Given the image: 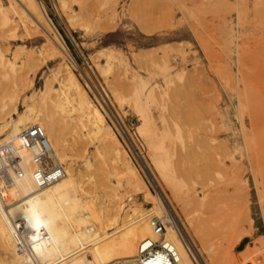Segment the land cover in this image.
I'll return each mask as SVG.
<instances>
[{
  "label": "rangeland",
  "instance_id": "rangeland-1",
  "mask_svg": "<svg viewBox=\"0 0 264 264\" xmlns=\"http://www.w3.org/2000/svg\"><path fill=\"white\" fill-rule=\"evenodd\" d=\"M37 1L51 27L24 31L14 16L13 35L0 31V49L8 57L17 49L13 67L33 79L15 90L0 84L5 117L17 116L15 105L39 107L43 81L58 86L61 66H68L146 184L143 194L124 189L121 176L109 174L110 162L100 163L102 145L91 127L69 119L68 153L85 168L88 194L107 203L118 193L127 216L132 206L147 211L161 198L201 250L183 205L157 171L153 157L159 155L167 172L184 180L182 192L198 195L188 209L204 233L218 236L219 216L227 222L232 216L248 232L234 247L237 264H264V0ZM27 54L35 56L34 66L23 63Z\"/></svg>",
  "mask_w": 264,
  "mask_h": 264
},
{
  "label": "bare ground",
  "instance_id": "bare-ground-1",
  "mask_svg": "<svg viewBox=\"0 0 264 264\" xmlns=\"http://www.w3.org/2000/svg\"><path fill=\"white\" fill-rule=\"evenodd\" d=\"M41 8L37 0H7L6 2L0 0V31L2 33L11 31L10 34L12 30L14 32L17 27L14 16L20 21L22 28H25L24 31L29 27L30 30L31 27L36 28L38 24L44 28L51 27ZM114 11V8L109 10L108 18L112 17ZM12 50L10 55L15 57L18 50ZM4 52L0 49V84L7 83L5 85L8 86L9 83V86L13 85V87L32 86L33 79L28 70L14 68L12 57H8ZM24 61L34 66L35 56L27 54L23 63ZM61 71L63 74L58 86H53L49 80L43 81L38 94L39 107L27 103L28 107L19 110L15 105L12 110L17 116L14 117L11 114L7 118L3 113L4 107L0 106V166L6 170L5 182L0 191L3 199V202L0 201V264H135L139 242L154 235L151 226V218L154 215L165 216L168 220L167 236L179 249L181 255L179 264H192L170 221L169 210L166 207V204L171 206L170 203L157 197L156 201L147 206L149 207L147 211L132 206L131 209L128 208L132 213L127 216V210L124 209L126 212L124 214L121 204L123 198L118 193L115 192L112 198L104 203L100 195H89L82 186L85 181L82 178L85 168L68 153V150L72 149L65 133V126L69 119L70 121L77 119L80 121L79 125L91 127L93 134L97 135L99 144L102 145V149L99 148V144L97 147L98 153H103L104 156L103 159H99L100 163L105 165L110 162L112 168L109 174L121 176L124 189L132 190L135 194H143L146 190L145 182L138 176L133 164L125 157L119 139L108 129L104 114L98 105L91 100L75 73L68 66H61ZM32 95L31 93L30 96ZM3 97L1 96V101ZM3 103L1 105H4ZM34 124H40L47 135L53 150L52 163H60L65 171L59 179L41 187H36L33 183L32 153L23 139V131ZM143 130V127L140 128L141 132ZM173 135L180 137L178 128ZM84 159V162H87L89 158L84 157ZM234 159L235 157L229 162L230 165L226 164L231 166V162H235ZM153 160L160 177L183 205L186 219L200 241L201 250H198L193 242L199 255L206 261L203 255L205 254L214 264H237L234 247L248 235L242 223L232 220L230 215L231 221H224V218L228 216L220 215L219 219L222 223L218 228L221 233L216 237L207 236L204 233L203 223L198 221L188 209L189 198L198 195L187 190L182 192L185 186L184 180L175 178V176L178 177L177 174L174 176L167 172L163 158L155 154ZM221 164L229 168L228 165L225 166L224 160ZM130 192L127 194L130 195ZM130 197L132 196H129V199ZM122 212H124L123 215H121ZM177 216L180 219L178 214ZM19 219H22L21 232H25V243L16 236L15 224ZM181 223L183 225L182 221ZM184 229L186 230L185 227ZM241 257V259L238 258L239 262L245 258ZM248 262L253 264L251 261Z\"/></svg>",
  "mask_w": 264,
  "mask_h": 264
},
{
  "label": "built area",
  "instance_id": "built-area-1",
  "mask_svg": "<svg viewBox=\"0 0 264 264\" xmlns=\"http://www.w3.org/2000/svg\"><path fill=\"white\" fill-rule=\"evenodd\" d=\"M23 139L32 153L33 171L32 180L36 187L47 185L64 175V168L60 163H52L53 153L47 135L40 124H34L23 131ZM9 149V148H7ZM6 170L0 166V191L5 182ZM0 201L3 202L0 192ZM169 210L172 226L176 231L178 239L192 264H207L199 255L197 248L184 229L174 209L166 204ZM165 214V213H164ZM167 214V213H166ZM167 222L165 216L154 215L151 218V226L154 235L142 239L137 247L135 264H179L181 255L176 243L167 236ZM22 219L15 224L16 236L24 243V234L21 232ZM21 244V243H19ZM243 264H252L245 262Z\"/></svg>",
  "mask_w": 264,
  "mask_h": 264
}]
</instances>
